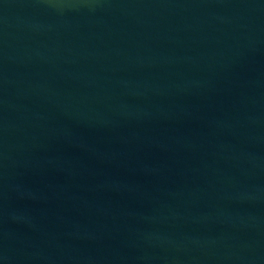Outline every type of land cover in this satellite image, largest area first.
Segmentation results:
<instances>
[{
    "label": "water",
    "instance_id": "95a60500",
    "mask_svg": "<svg viewBox=\"0 0 264 264\" xmlns=\"http://www.w3.org/2000/svg\"><path fill=\"white\" fill-rule=\"evenodd\" d=\"M0 264H264V0H0Z\"/></svg>",
    "mask_w": 264,
    "mask_h": 264
}]
</instances>
